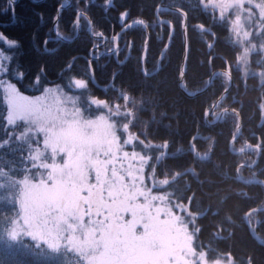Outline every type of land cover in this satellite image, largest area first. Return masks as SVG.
I'll list each match as a JSON object with an SVG mask.
<instances>
[{
  "label": "trees",
  "instance_id": "1",
  "mask_svg": "<svg viewBox=\"0 0 264 264\" xmlns=\"http://www.w3.org/2000/svg\"><path fill=\"white\" fill-rule=\"evenodd\" d=\"M62 1L15 0L12 5L0 0V33L17 41L13 48L0 41V49L12 57L4 60L0 76L27 96L52 85L72 93L75 79L85 80L93 98L106 104L128 96L130 115L122 117L123 125L137 146L147 150L155 190L185 213L196 257L205 264H264V245L244 221L249 213L248 224L264 242V212L250 213L264 206V185L236 179L238 171L243 181L264 182V69L261 79L252 73L242 78L233 68L237 51L227 41V29L212 24L194 0H110L109 5L107 0H70L59 9ZM162 6L186 13L184 91L178 87L182 18ZM138 20L143 25L124 29ZM252 66L256 69L254 61ZM223 71L232 86L204 121L229 85ZM212 74L207 90L198 94ZM232 111L240 118L236 138ZM5 120L0 89V140L10 133ZM118 132L123 135L121 128ZM24 145L3 150L5 163L15 161L18 166L15 175L23 172L19 149ZM249 146L260 151L257 163L252 169L241 168L253 163L257 151L234 152ZM12 217L11 206L0 199V264H74L66 251L38 253L8 239Z\"/></svg>",
  "mask_w": 264,
  "mask_h": 264
},
{
  "label": "rangeland",
  "instance_id": "2",
  "mask_svg": "<svg viewBox=\"0 0 264 264\" xmlns=\"http://www.w3.org/2000/svg\"><path fill=\"white\" fill-rule=\"evenodd\" d=\"M194 2L201 6L212 24L227 29V41L237 51L233 68L239 70L242 78L252 73L261 79L264 0ZM109 4L107 0L106 5ZM9 84L12 83L0 76L6 116ZM70 87L74 92L52 85L36 96L25 95L30 99L48 95L45 119L53 129L54 143L43 147V137L39 135L35 139L25 137L12 142L13 147L39 142L44 153L37 161L41 167L31 169L30 174L33 177L55 175L70 193H75L58 198L73 212H53L47 218L70 238L74 236L84 249V254L78 257L66 251L71 254L70 260L74 264H205L189 246L185 213L181 215V208L166 194L155 190L158 186L153 182V174L148 173L147 150L137 146L128 125H123L122 117L130 115L128 96L120 95L119 103L106 104L94 99L87 87L75 89L72 83ZM46 89H56V98L46 93ZM21 131L22 127L10 129V133L17 135ZM0 184H3L0 199H5L12 208L11 227L15 222L19 229L28 230L33 218L21 212L11 181L3 179Z\"/></svg>",
  "mask_w": 264,
  "mask_h": 264
},
{
  "label": "snow or ice",
  "instance_id": "3",
  "mask_svg": "<svg viewBox=\"0 0 264 264\" xmlns=\"http://www.w3.org/2000/svg\"><path fill=\"white\" fill-rule=\"evenodd\" d=\"M14 5L15 0H9ZM14 14V9H13ZM126 13L121 14L123 21ZM99 35V33H97ZM0 41L7 44L9 48L17 45V41L10 40L0 33ZM11 56H5L0 51V64L3 60H11ZM75 89H85L87 83L83 79L72 81ZM46 93L52 98H56V89H46ZM7 116L5 123L9 129L23 128L19 135L10 133L3 140H0V153L5 148L12 149L13 141H22L25 137L35 139L37 135L42 136L43 147L50 146L55 141L53 129L48 127V121L45 119V101L48 95L30 99L21 95L15 86L8 85ZM7 131V130H5ZM37 142L36 145L26 143L19 151L22 153L20 161L24 167L23 175H15L17 164L15 161L5 163V157L0 154V180L9 179L17 192V202L22 213L31 216L33 223L29 225L28 230L24 231L15 226L8 230L7 236L13 242L18 243L26 250H35L38 253H55L59 255L61 251L73 253L75 256L84 254V249L76 243L75 237L71 238L63 232L55 223H49L47 218L53 212L67 214L73 212L71 208L64 207L62 201L58 198L61 196H74V192L64 186L63 181L55 175L33 177L31 169L39 168L41 165L37 161L44 155L42 148ZM3 187V184H0ZM23 218V217H22Z\"/></svg>",
  "mask_w": 264,
  "mask_h": 264
},
{
  "label": "water",
  "instance_id": "4",
  "mask_svg": "<svg viewBox=\"0 0 264 264\" xmlns=\"http://www.w3.org/2000/svg\"><path fill=\"white\" fill-rule=\"evenodd\" d=\"M70 3H71V1H70V0H67V5H70ZM64 7H65V6L62 5V6L59 7V9H60V8H64ZM161 8H162V9H165V10H168V11L176 12V13H178V14L181 16V18H182V22H181V30H182L183 58H182V65H181L180 75H179V79H178V87H179V89H180L181 91H184V90H183V75H184V71H185L186 57H187V17H186V13H185L184 11L180 10V9H177V8L164 7V6H162ZM57 17H58V14H57V16H56V19H57ZM56 19L53 21V24H52V29H53V30H54V28H55ZM138 25H143V22L140 21V20H138V21H134V22H131V23L127 24V25L124 27V29H125V28H129V27L138 26ZM90 28H91V26H89V29H88L89 32H90ZM76 33H78V23H77V32H76ZM118 35H119V34H118ZM118 35L116 36V38L118 37ZM58 38L61 39V40H65L64 38H62V37H60V36H59ZM105 41H106V40H105ZM105 41H104V42H105ZM116 46H117V45H115L114 49L111 50V51L108 52V53H112V52L116 49ZM99 48H101V45L99 46ZM143 56H144V53H143ZM143 56H142V59H143ZM222 73H223L224 75H226V77H227V79H228V81H229V85H228V87L224 90V92L220 95V97H218V98L216 99V101L213 103L211 109H210L208 112L205 113V115H204V121H207V117H208V115H210V114L212 113V111L215 109V107L218 105V103L221 102V100L225 97V95L228 93L229 89H230L231 86H232V78L230 77L229 73L226 72V71H223ZM213 75H214V74L211 75V77H210V79H209V81H208V85H207L203 90H201L198 94L203 93V92H205V91L207 90V88L209 87V84L211 83V80H212ZM228 112H230V111L228 110ZM222 113H223V111H220V112L218 113L217 120H219V119L221 118ZM232 113H233V114L236 116V118H237V128H236V135H235V138H236V137L238 136V134H239V131H240V118H239L238 113H237L236 111H232ZM235 138L232 139V140L230 141V143H229V146H230V147L232 146V143H233V141L235 140ZM249 150H256V151H257V155H256V157H255V159H254V161H253L252 164H250V165H240L241 168H242V167H247V168L252 169V168L256 165V163H257V160H258V157H259V153H260V151H259L258 147H256V146H249V147H246V148H244V149H241V150H238V151H235V152H234V153H236V154H240V153H243V152H246V151H249ZM236 179H237L238 181H240V182L245 183V184H247V183H253V182H254V183H262V184L264 185V182H262L260 179H256V180H252V181H243V180L240 178V176H239V174H238V171H236ZM260 212H264V206L261 207V208L253 209V210L250 211V213H260ZM248 214H249V213H248ZM248 214H246V215L244 216V221H245V223L248 225V229H249L250 234L256 239V241H257L259 244L264 245V242H263L261 239L257 238V237L254 235L253 229H252V228L250 227V225L248 224V220H247Z\"/></svg>",
  "mask_w": 264,
  "mask_h": 264
}]
</instances>
